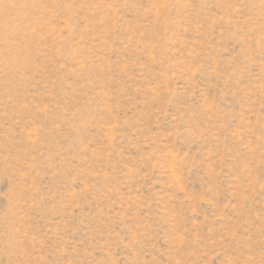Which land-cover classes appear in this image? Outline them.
I'll return each instance as SVG.
<instances>
[{
    "label": "rangeland",
    "instance_id": "rangeland-1",
    "mask_svg": "<svg viewBox=\"0 0 264 264\" xmlns=\"http://www.w3.org/2000/svg\"><path fill=\"white\" fill-rule=\"evenodd\" d=\"M0 264H264V0H0Z\"/></svg>",
    "mask_w": 264,
    "mask_h": 264
}]
</instances>
